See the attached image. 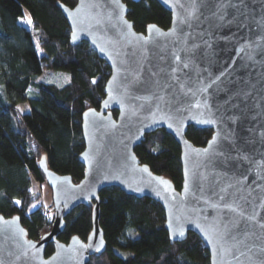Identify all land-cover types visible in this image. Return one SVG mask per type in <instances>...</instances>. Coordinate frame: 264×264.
<instances>
[{
    "label": "water",
    "instance_id": "obj_1",
    "mask_svg": "<svg viewBox=\"0 0 264 264\" xmlns=\"http://www.w3.org/2000/svg\"><path fill=\"white\" fill-rule=\"evenodd\" d=\"M157 1L170 24L144 32L124 0L56 1L71 43L86 41L110 74L99 107L81 114L83 177L74 182L39 160L51 227L31 239L18 215L0 213V264H87L104 252L99 192L108 186L159 202L169 242L195 233L210 264H264V0ZM190 125L212 130L204 145L186 137ZM158 129L180 147L179 190L134 152ZM79 205L92 207L90 232L60 241Z\"/></svg>",
    "mask_w": 264,
    "mask_h": 264
},
{
    "label": "trees",
    "instance_id": "obj_2",
    "mask_svg": "<svg viewBox=\"0 0 264 264\" xmlns=\"http://www.w3.org/2000/svg\"><path fill=\"white\" fill-rule=\"evenodd\" d=\"M56 1L70 7L76 3L0 0V213L18 215L31 239L49 231L53 218V212H40L39 196L32 191L34 182L45 181L38 162L44 157L48 167L71 175L74 182L83 177L85 168L78 159L84 149L81 114L99 107L110 74L109 66L86 41L71 43L67 21ZM124 2L135 30L144 32L149 23L169 26L170 12L157 0ZM20 19H29V23L22 24ZM45 70L67 71L70 79L63 85L36 81ZM19 103H26L29 110L20 111ZM211 135L210 128L193 125L186 131L196 146L204 145ZM134 152L141 163L181 188L180 147L171 134L164 129L145 134ZM99 198L106 249L93 254L87 264H210L208 250L195 233L188 232L183 241L169 242L159 202L127 194L117 186L103 188ZM91 210V205L75 207L65 217L57 238L67 241L77 235L85 240L92 227ZM119 214H123L122 222L117 221ZM52 251L53 245L47 244L45 255Z\"/></svg>",
    "mask_w": 264,
    "mask_h": 264
},
{
    "label": "rangeland",
    "instance_id": "obj_3",
    "mask_svg": "<svg viewBox=\"0 0 264 264\" xmlns=\"http://www.w3.org/2000/svg\"><path fill=\"white\" fill-rule=\"evenodd\" d=\"M20 22L22 24H28L29 19L26 21L24 19H20ZM34 42L36 44V48L38 51V54L42 53V49L38 44V36L36 33H34ZM70 79V74L67 71L64 70H45L42 74L38 75L36 78V81L41 82H50L55 83L57 85H63L64 83L68 82ZM18 107L20 111L25 112L29 110V107L26 103H19ZM33 194L36 196H39L40 205H50L51 204V190L46 183V181L39 183L34 182L32 186ZM117 221L122 222L123 221V214H119L117 216ZM126 253H131L130 251L126 250Z\"/></svg>",
    "mask_w": 264,
    "mask_h": 264
},
{
    "label": "built area",
    "instance_id": "obj_4",
    "mask_svg": "<svg viewBox=\"0 0 264 264\" xmlns=\"http://www.w3.org/2000/svg\"><path fill=\"white\" fill-rule=\"evenodd\" d=\"M39 210L44 214H51L53 212L52 203L50 205H41Z\"/></svg>",
    "mask_w": 264,
    "mask_h": 264
},
{
    "label": "snow or ice",
    "instance_id": "obj_5",
    "mask_svg": "<svg viewBox=\"0 0 264 264\" xmlns=\"http://www.w3.org/2000/svg\"><path fill=\"white\" fill-rule=\"evenodd\" d=\"M222 7V6H221ZM194 11V10H193ZM189 15H192V13L190 12ZM17 203H19V201H17Z\"/></svg>",
    "mask_w": 264,
    "mask_h": 264
}]
</instances>
